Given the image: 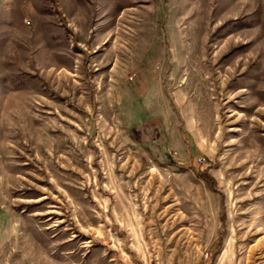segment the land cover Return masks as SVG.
Returning a JSON list of instances; mask_svg holds the SVG:
<instances>
[{
  "label": "rangeland",
  "instance_id": "obj_1",
  "mask_svg": "<svg viewBox=\"0 0 264 264\" xmlns=\"http://www.w3.org/2000/svg\"><path fill=\"white\" fill-rule=\"evenodd\" d=\"M0 264H264V0H0Z\"/></svg>",
  "mask_w": 264,
  "mask_h": 264
}]
</instances>
